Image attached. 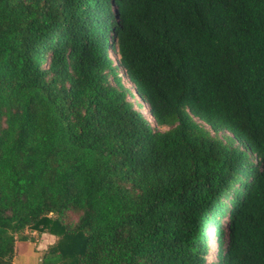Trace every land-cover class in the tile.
Instances as JSON below:
<instances>
[{"label":"trees","instance_id":"obj_1","mask_svg":"<svg viewBox=\"0 0 264 264\" xmlns=\"http://www.w3.org/2000/svg\"><path fill=\"white\" fill-rule=\"evenodd\" d=\"M27 229L42 264H264V0H0V264Z\"/></svg>","mask_w":264,"mask_h":264},{"label":"rangeland","instance_id":"obj_2","mask_svg":"<svg viewBox=\"0 0 264 264\" xmlns=\"http://www.w3.org/2000/svg\"><path fill=\"white\" fill-rule=\"evenodd\" d=\"M124 80H125V83L127 84V86L130 87L135 92V89L133 88L132 82L126 77L124 78ZM221 134H223V133H221ZM227 134H228V132H227ZM74 218H75V216H74ZM26 234L30 237L29 239L17 240V242H16L17 252L15 255L14 261L18 264H42L41 259L44 255V253L54 242L44 240L43 238H41L42 234L37 232V231L35 232V231L30 230V229H27ZM50 235L53 236V238H56L55 241L57 240V237L55 235H52V234H50ZM42 240H43V244L45 245L44 246L45 248L44 249H37L39 242ZM210 241H211V246H212L214 239H210ZM75 261H76V259H75Z\"/></svg>","mask_w":264,"mask_h":264},{"label":"crops","instance_id":"obj_3","mask_svg":"<svg viewBox=\"0 0 264 264\" xmlns=\"http://www.w3.org/2000/svg\"><path fill=\"white\" fill-rule=\"evenodd\" d=\"M36 232V231H35ZM34 233V232H33ZM42 237L41 238H43L44 240H46V241H53V242H55V239L56 238H53V236H51L49 233H43L42 235H41ZM53 239V240H52ZM40 244V245H39ZM39 244H38V246H37V249H44L45 247V245L43 244V240L42 241H40L39 242ZM43 247V248H42ZM16 252H17V248H16ZM16 263V262H15ZM16 264H18V263H16Z\"/></svg>","mask_w":264,"mask_h":264}]
</instances>
